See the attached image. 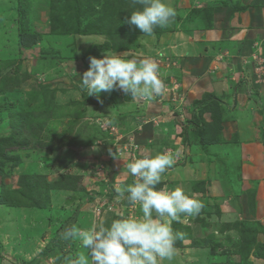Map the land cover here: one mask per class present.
<instances>
[{
  "label": "rangeland",
  "instance_id": "1",
  "mask_svg": "<svg viewBox=\"0 0 264 264\" xmlns=\"http://www.w3.org/2000/svg\"><path fill=\"white\" fill-rule=\"evenodd\" d=\"M26 1L0 0V20L3 13L18 20L10 26L0 24V35L8 36L9 31L15 35L17 29L19 47L24 36L20 19L27 11L28 27L37 19ZM73 1L38 0L37 12L47 9L45 19L55 32L80 34L92 27L101 9L109 10L99 0L93 4L99 14H83L82 1L75 0L78 11L73 10ZM107 2L120 13L115 17L117 32L105 46H112L122 59L158 64L165 89L151 102L119 89L101 92L98 100L87 96L81 76L74 84L71 67L61 77L44 72L39 77L14 63L13 56H20L10 51L14 43L0 48V189L20 188L14 196L17 203L6 205L31 204L39 211L32 220L38 234L30 233L33 243L25 250L24 258L30 262L26 264H67L77 254L88 255L79 240L62 238L67 228L108 226L114 219L142 216L139 206L131 205L127 194L120 197L116 189L135 179L128 174L127 163L158 153L172 155L174 164L156 188L179 187L203 203L198 215L182 214L173 222L174 231L184 234L176 242L178 252L205 248L214 264H264L263 45L249 42L244 47L251 54L243 57L242 65L248 64L246 58L254 61L251 83L243 76L215 80L226 71L224 66L229 67V59L236 58L233 46L212 44L205 33L212 29L216 8L200 7V0H167L176 11L174 22L146 36L125 23L139 5L133 7L131 0ZM69 10L73 12L67 17ZM187 44L192 57L180 56V48ZM209 50L224 53L225 62L216 59L222 66L207 68ZM73 89L76 92L66 93ZM57 92L59 105L53 103ZM9 133L15 135L9 137L11 142L6 139ZM29 163L36 169L23 170ZM19 257L8 242L0 244L1 260L14 264Z\"/></svg>",
  "mask_w": 264,
  "mask_h": 264
},
{
  "label": "clouds",
  "instance_id": "2",
  "mask_svg": "<svg viewBox=\"0 0 264 264\" xmlns=\"http://www.w3.org/2000/svg\"><path fill=\"white\" fill-rule=\"evenodd\" d=\"M136 8L125 21L135 26L143 35L151 36L157 27L170 26L176 11L167 0H131ZM89 67L80 77L87 96L99 100L101 92L119 89L133 99L151 102L165 89L159 77L158 64L152 60L122 59L105 55L103 58L89 57ZM102 103V101H100ZM174 164L170 154H146L127 163L129 175L134 177L131 184L122 182L116 189L119 196L135 206L142 216L121 217L110 225L103 223L88 229L78 226L67 228L64 240H79L89 254H77L67 264H162L171 261L176 253V242L184 234L174 231L172 224L181 215L196 216L203 203L185 193L182 188L173 190L157 189L162 174Z\"/></svg>",
  "mask_w": 264,
  "mask_h": 264
},
{
  "label": "crops",
  "instance_id": "3",
  "mask_svg": "<svg viewBox=\"0 0 264 264\" xmlns=\"http://www.w3.org/2000/svg\"><path fill=\"white\" fill-rule=\"evenodd\" d=\"M37 1L38 0L29 1V3H31V5H29V10L33 7L32 14H37V19L31 23V27H28V23H30L28 20V14L30 13H28V11L27 15L20 19V21H23L22 33L24 34V36H22V43L20 44V47L17 45L19 41L17 29L15 33V35H17L16 38L15 35L9 31L8 36L11 35V37H13L12 35H14V40L12 39V42L9 41L10 39L7 36V33L4 32L3 35H0V41H3L0 44V48L4 45L8 47L10 43H14V46L12 49L10 48V51L16 50L20 53L19 57H16L15 55L13 56L15 57L13 58L15 60L14 63H17L19 68L23 67L28 73H34L36 76L39 75V77L42 76V72H44L45 75H50L51 77L53 73H57V77H61L62 75H65L64 72L66 68L71 67V72L74 73L71 74V76L74 80H76L80 76L82 77L83 73L87 71L90 64L89 57H96L99 59L103 58L106 54L110 56L116 55V51L112 48V46H105V44L107 41L111 40V33L117 32L118 20L115 21V17L119 15L120 11L117 10V8H109L107 0H103V8L107 6L109 10L107 11V9H101L102 13H100V17H93V22L91 23L93 24L92 27L86 32L81 30L80 34H60L57 31L55 32L52 29L53 26L50 27V23H47V9L39 8L37 12ZM81 1L82 3L80 8L83 7L84 11L80 10L83 14L88 11H92L93 14L96 13V15L99 14V11L97 12L96 10L98 8L95 7L96 9H94L93 7L94 2L99 0ZM180 1L181 0H179V2ZM200 2L202 3L200 7L205 9L216 8L214 9L212 15L213 20H211L212 29L205 31V33H208L207 37L210 38V42L213 44L215 41H222L221 44L225 45L223 47L227 48L233 46L236 52L234 56L236 58L232 60L228 58L230 64L229 67H223L226 71L223 72L222 77H217L215 80L229 78L236 79L239 76V78L247 77L248 79L246 78V81L251 83L252 76L254 75V61L250 58H246L245 60L248 64L242 65L241 60L243 57L251 54L249 52L250 50L244 51L245 44H248L249 42H254V44L255 42H259L257 44L263 45L264 47V0H200ZM25 3L27 4L28 0ZM109 3L111 5L114 4L113 0H109ZM176 4L177 1L175 2V6ZM72 6L73 10L75 9L78 11V8H75L77 7L76 1ZM15 7L16 6H14V8ZM73 10H69L67 12V17L72 15L69 13L71 11L73 12ZM11 17L12 16L10 15L5 17V14L3 13L0 24L4 23L5 26H10V24H13L14 22L18 24L17 18L14 19ZM110 25H112V27H110ZM182 40H184V37ZM210 50L208 54L205 55L207 58V68L215 65L218 67L222 66L223 63L220 61L224 59L223 61L225 62L224 53L217 50V55H215V52L214 54H211ZM179 51L182 52L180 56H194L192 55L193 49L190 44H187L185 48H180ZM54 58L55 62L52 61ZM216 59H219L220 61ZM185 62L187 63L188 60L186 59ZM239 67H241V69H239ZM47 70H49V73H46ZM22 71L23 70H21V72ZM227 72H229L228 75ZM28 73L26 75L30 77ZM246 73L249 75L247 76ZM77 83L78 82L76 80L74 84L77 85ZM58 92L56 93V98L53 102L55 104L59 103L57 98ZM70 92H76V90L73 89L72 91H67L66 93ZM9 137H15V135L9 133L6 136V139L10 140ZM14 169L19 171L21 168L18 169L17 167H14ZM22 169H28L27 171L30 172V169H36V164L29 163L28 165L23 166ZM38 169H40V166ZM47 169L49 170V167H47ZM19 190L20 188L18 189V187L10 189L9 187H5L0 189V244L8 242L10 248L14 249L18 256H20V259H17V262L14 264H26L30 263L26 260V258H24V255H26L25 250L28 248L29 244L33 243L31 234H33V236L38 234L37 227L32 224V220L37 217V212L39 211L32 207L31 204L23 205L25 207H18L16 205L9 206L13 203H17V199L16 197L14 198V196L20 193ZM35 214L36 217L33 218ZM26 218L29 219V221H27ZM93 225L95 224L92 223V226ZM191 255L193 256V259H188L187 257ZM209 258V251L205 248H183L181 249V252H178L177 249V253L171 261L165 260L162 264H214ZM5 263L11 264L0 259V264ZM217 264L233 263L218 262Z\"/></svg>",
  "mask_w": 264,
  "mask_h": 264
},
{
  "label": "trees",
  "instance_id": "4",
  "mask_svg": "<svg viewBox=\"0 0 264 264\" xmlns=\"http://www.w3.org/2000/svg\"><path fill=\"white\" fill-rule=\"evenodd\" d=\"M209 98H210V100L212 99V97L211 96H209ZM11 140V139H10Z\"/></svg>",
  "mask_w": 264,
  "mask_h": 264
}]
</instances>
